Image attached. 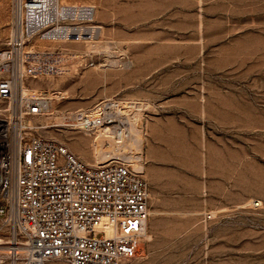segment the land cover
<instances>
[{
	"label": "rangeland",
	"instance_id": "obj_1",
	"mask_svg": "<svg viewBox=\"0 0 264 264\" xmlns=\"http://www.w3.org/2000/svg\"><path fill=\"white\" fill-rule=\"evenodd\" d=\"M64 2L94 7L97 33L74 47L77 60L51 59L64 73L28 88L62 94L37 119L39 134L92 166L107 155L93 156L95 137L68 114L102 100L133 108L150 216L125 264H264V0ZM11 21L0 0V48Z\"/></svg>",
	"mask_w": 264,
	"mask_h": 264
},
{
	"label": "built area",
	"instance_id": "obj_2",
	"mask_svg": "<svg viewBox=\"0 0 264 264\" xmlns=\"http://www.w3.org/2000/svg\"><path fill=\"white\" fill-rule=\"evenodd\" d=\"M1 1L10 4L12 21L0 48V264H125L147 238L150 216L146 143L130 133L133 108L102 100L68 114L86 137L103 134L114 143L92 166L39 134L46 97L28 88L65 72L52 60L80 57L74 47L98 30L95 8Z\"/></svg>",
	"mask_w": 264,
	"mask_h": 264
},
{
	"label": "bare ground",
	"instance_id": "obj_3",
	"mask_svg": "<svg viewBox=\"0 0 264 264\" xmlns=\"http://www.w3.org/2000/svg\"><path fill=\"white\" fill-rule=\"evenodd\" d=\"M41 77L39 78H36L37 79H40ZM35 93L37 94H42L46 97V102H45V105L47 104H51L52 106L54 105V101L57 100V99H61L62 98V94L58 91H50V92H47L48 94H45L44 92H41L40 90H36L34 89L33 90ZM49 102V103H48ZM128 105V104H126ZM83 110V109H81ZM66 118V117H65ZM68 119V118H67ZM59 121V122H58ZM58 123H61V122H64L63 118H58ZM62 125V124H61ZM61 125H58V126H61ZM74 126V125H73ZM137 129H131L130 133L131 134H134V132H136ZM92 145V152H93V156L97 159V160H100V156L103 155L104 153L102 152H112L113 151V147H114V143L111 139L107 138L105 135L103 134H99L97 136H95L94 138V141L93 143L91 144ZM106 150V151H105ZM102 158V157H101ZM136 166L138 168H140V164L139 163H136ZM142 171V169H140Z\"/></svg>",
	"mask_w": 264,
	"mask_h": 264
},
{
	"label": "crops",
	"instance_id": "obj_4",
	"mask_svg": "<svg viewBox=\"0 0 264 264\" xmlns=\"http://www.w3.org/2000/svg\"><path fill=\"white\" fill-rule=\"evenodd\" d=\"M159 146V141L155 140V138H151L149 149L147 151V155L149 158V163L152 165H156L159 161L157 160V156L155 153L156 147Z\"/></svg>",
	"mask_w": 264,
	"mask_h": 264
}]
</instances>
